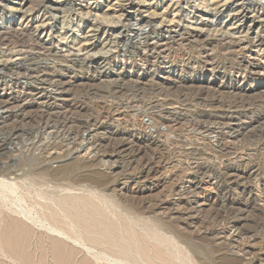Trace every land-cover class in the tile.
Masks as SVG:
<instances>
[{
	"label": "rangeland",
	"instance_id": "374dc122",
	"mask_svg": "<svg viewBox=\"0 0 264 264\" xmlns=\"http://www.w3.org/2000/svg\"><path fill=\"white\" fill-rule=\"evenodd\" d=\"M0 11L1 96L18 91L1 65L21 53L67 93L0 110V164L47 155L56 173L112 171L136 204L167 203L166 223L198 228L195 264H264V47L250 43L264 39V0H0ZM19 28L41 48H6Z\"/></svg>",
	"mask_w": 264,
	"mask_h": 264
},
{
	"label": "bare ground",
	"instance_id": "6f19581e",
	"mask_svg": "<svg viewBox=\"0 0 264 264\" xmlns=\"http://www.w3.org/2000/svg\"><path fill=\"white\" fill-rule=\"evenodd\" d=\"M143 34V32L139 33L135 38L141 39ZM35 41L39 43L30 30L19 28L10 38L6 37L3 44L7 46L6 48H17L27 54L37 49L38 44ZM250 43L256 48V55L263 52L264 39L260 36ZM52 50H54L52 47L45 48L46 53H51ZM70 56L62 57L66 61ZM26 59L21 53L14 61L12 58L2 61L4 62L1 65L2 68L15 75L14 84L18 91L15 96L2 97L0 94V110L21 109V103L24 101H27L26 103L34 101L40 106L41 103L50 99L52 93L57 97L59 94L60 97L67 96L64 83L55 82L51 76L46 78L39 68L32 70L31 67H24ZM11 85L12 82L9 86ZM0 86L7 87V81H1L0 78ZM121 93L120 91L119 94ZM112 98L116 99L117 94L115 93ZM103 103V107L110 110L114 107L112 102ZM260 103L264 104V99L258 102ZM199 128L203 131L208 130L206 126L199 125ZM51 148L53 149L54 146L49 147ZM71 150L61 152L68 155ZM85 153H88L87 149ZM121 153L122 149L119 148L113 149L111 154L120 155ZM16 158L0 164V264H195L194 256L204 254L200 252L201 250L197 252V248L193 246V242L191 243L193 237L190 235L198 233L197 227L178 225L175 221L166 223L163 215L169 207L167 203L136 204L137 197L133 193H127L126 190L123 191V186L118 185L117 175H113L112 171L109 174L103 173L102 170L70 173L72 166H68L69 170L68 167H62L60 164L59 172L62 168H68V171L64 169L56 173L57 171L49 165L50 157L47 155L41 157L28 154V157L23 156L18 160ZM189 228L193 230L190 231ZM228 264L242 263L237 260L230 261Z\"/></svg>",
	"mask_w": 264,
	"mask_h": 264
}]
</instances>
